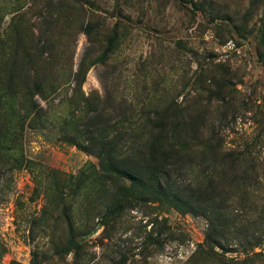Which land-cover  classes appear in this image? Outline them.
I'll return each mask as SVG.
<instances>
[{
	"label": "rangeland",
	"instance_id": "374dc122",
	"mask_svg": "<svg viewBox=\"0 0 264 264\" xmlns=\"http://www.w3.org/2000/svg\"><path fill=\"white\" fill-rule=\"evenodd\" d=\"M201 247L264 264V0H0V264Z\"/></svg>",
	"mask_w": 264,
	"mask_h": 264
},
{
	"label": "trees",
	"instance_id": "16d2710c",
	"mask_svg": "<svg viewBox=\"0 0 264 264\" xmlns=\"http://www.w3.org/2000/svg\"><path fill=\"white\" fill-rule=\"evenodd\" d=\"M37 113H38V109H36L35 110V115H37ZM228 156L227 157H229V158H232L233 157V155H238V156H236V158L235 159H238L237 157H239V155H240V153H234V152H232V151H228L227 153H226ZM105 155L104 156H101L100 158V161H101V163H102V165L104 164L106 167H107V169L108 170H110V171H117V170H119L118 169V167L116 166V164H115V162H117V159H113V157L112 156H108L106 159H105ZM102 158H104V159H102ZM104 160H105V162H104ZM103 165V166H104ZM105 170V169H104ZM138 182H137V184H138V186L139 185H141V186H144V185H146V180H148L147 178L145 179V178H143V177H141V176H138ZM149 181V180H148ZM156 182V184H157V189L160 191V185H159V182H157V181H153V182H151L152 184H154ZM134 184H135V182H134ZM161 192V191H160ZM176 200V199H175ZM198 253H199V255H200V257H199V259L203 262V263H205V264H230V263H227V262H224V261H221V259H218V257H216L214 254H216V253H211V252H209L208 251V248H203V247H201L199 250H198Z\"/></svg>",
	"mask_w": 264,
	"mask_h": 264
}]
</instances>
